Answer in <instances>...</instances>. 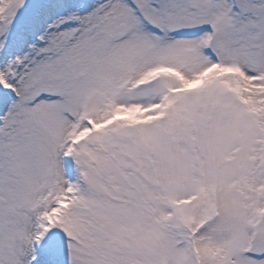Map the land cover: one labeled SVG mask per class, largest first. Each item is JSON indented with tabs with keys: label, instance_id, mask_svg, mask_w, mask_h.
<instances>
[{
	"label": "snow or ice",
	"instance_id": "obj_1",
	"mask_svg": "<svg viewBox=\"0 0 264 264\" xmlns=\"http://www.w3.org/2000/svg\"><path fill=\"white\" fill-rule=\"evenodd\" d=\"M0 264H264V0H0Z\"/></svg>",
	"mask_w": 264,
	"mask_h": 264
}]
</instances>
